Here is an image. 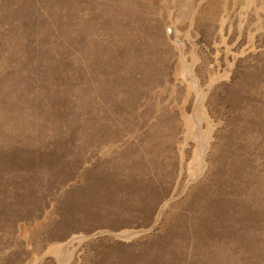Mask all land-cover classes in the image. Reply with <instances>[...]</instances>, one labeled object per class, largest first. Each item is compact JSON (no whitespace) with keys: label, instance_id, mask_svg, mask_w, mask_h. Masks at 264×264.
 <instances>
[{"label":"rangeland","instance_id":"1","mask_svg":"<svg viewBox=\"0 0 264 264\" xmlns=\"http://www.w3.org/2000/svg\"><path fill=\"white\" fill-rule=\"evenodd\" d=\"M0 264H264V0H0Z\"/></svg>","mask_w":264,"mask_h":264}]
</instances>
